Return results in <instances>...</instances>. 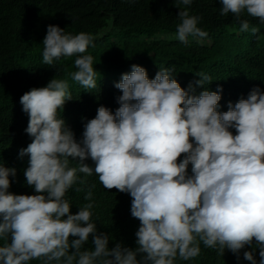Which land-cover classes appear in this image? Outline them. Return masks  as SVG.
I'll return each mask as SVG.
<instances>
[{"label":"clouds","instance_id":"9594fccd","mask_svg":"<svg viewBox=\"0 0 264 264\" xmlns=\"http://www.w3.org/2000/svg\"><path fill=\"white\" fill-rule=\"evenodd\" d=\"M192 3L175 0L176 39L185 45L189 36L208 35L197 26L202 17L190 15ZM220 3V15L232 14L240 32L259 31L241 20L245 13L264 24V0ZM42 43L45 65L76 56L71 80L97 86L94 58L84 54L95 46L91 34L50 24ZM173 71L159 68L149 79L144 67L131 65L114 84L122 92L119 107L101 103L93 119L82 117L78 125L70 115L67 125L58 118L72 100L67 79L52 78L20 97L29 117L22 135L31 143L21 140L15 155L28 161L20 174L31 189L9 192L17 170L0 165V264H177L200 256L201 243L222 260L264 264V92L239 84L247 98L222 111V87H204L209 75L195 73L200 79L184 89ZM197 87L204 90L197 94ZM75 192H84V204L74 205ZM93 192L113 197L118 219L139 221L134 249L120 242L108 247V234L93 222ZM121 204H131V218Z\"/></svg>","mask_w":264,"mask_h":264},{"label":"trees","instance_id":"16d2710c","mask_svg":"<svg viewBox=\"0 0 264 264\" xmlns=\"http://www.w3.org/2000/svg\"><path fill=\"white\" fill-rule=\"evenodd\" d=\"M220 7V0H193L188 11L202 17L197 26L208 35L189 36L185 45L176 39L180 9L175 0H0V165L17 170L15 177H9L12 181L9 192L28 195L31 189L20 174L28 167V161L18 160L15 155L21 140L31 143L26 132L22 135V123H28L29 117L22 111L20 97L34 87L46 86L52 78L67 79L69 83L72 100L58 109V118H63L66 125L69 115L75 125L82 117L85 123L93 119L101 103L118 108L116 98L122 92L114 84L123 73L131 71L133 64L144 67L149 79L155 77L159 68H173V78L184 89L189 82L200 79L195 73L209 75L212 81L204 87L210 91L222 87L218 109L222 111L228 110L229 101L234 105L241 97L247 98L238 89L239 84L247 82L252 89L259 87L264 92V24L245 13L241 20H248L250 28L255 26L259 31L255 35L251 30L240 32V21L232 14L221 16ZM50 24L58 25L66 33L85 32L94 37L95 46L84 53L94 58L93 67L97 71L94 89H85L69 77L70 72L77 70L76 56L62 57L51 66L42 62V40ZM181 80L190 81L184 86ZM203 90L196 88L197 94ZM16 107L20 112L11 119ZM33 194L34 189L29 195ZM84 195L75 192L74 205L84 204ZM93 199V222L100 232L108 234V247L111 249L120 242L134 249L135 241L124 243L118 237L117 228L131 221L118 219L108 211L113 197L93 192ZM3 243L0 240V246ZM86 245L88 249L94 247L91 236ZM200 247V256L189 261L178 259L177 264H241L222 260L215 250L205 248L202 243ZM246 250L251 248L241 251ZM29 264L40 261L32 260Z\"/></svg>","mask_w":264,"mask_h":264},{"label":"rangeland","instance_id":"374dc122","mask_svg":"<svg viewBox=\"0 0 264 264\" xmlns=\"http://www.w3.org/2000/svg\"><path fill=\"white\" fill-rule=\"evenodd\" d=\"M130 207H131V204H121L120 205V209L123 210L122 212L129 218H131ZM102 211H106V210H102ZM108 211L112 212L111 210H108ZM138 227H139V221L137 219H135L133 222L129 224H126V226L124 227H118L117 228L118 237H120L124 243L130 239H132L133 240L132 242H134L136 240L135 232L137 231Z\"/></svg>","mask_w":264,"mask_h":264}]
</instances>
